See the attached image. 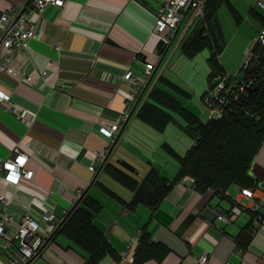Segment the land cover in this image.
Returning <instances> with one entry per match:
<instances>
[{
  "label": "crops",
  "instance_id": "0c3cea01",
  "mask_svg": "<svg viewBox=\"0 0 264 264\" xmlns=\"http://www.w3.org/2000/svg\"><path fill=\"white\" fill-rule=\"evenodd\" d=\"M167 1L67 0L63 8L50 5L45 9L40 36L30 42L32 52L18 57L16 66L30 72L48 67L46 84L29 86L17 78L2 76L4 89L13 101L36 114L33 125L27 127L0 106V157L7 158L20 147L29 156L27 167L34 171V177L21 180L18 186H7L0 179V194L14 199L10 211L17 220L28 207L34 217L49 207L62 220L79 194L90 187L91 195L103 204V209L95 213V223L106 232L116 251V257L107 255L98 264L122 262L137 230L140 243L127 256L132 264H199L202 254L208 255L207 264H260L264 249L254 242L253 226L257 214L264 213V143L248 171L254 185H233L223 190L228 195L214 188L202 192L195 182L180 181L170 187L152 212L145 206L129 209L93 184L101 172L98 154L109 143L99 128L116 122L125 108L126 94L135 92L123 76L128 70L142 74L146 62L158 65L166 59L165 48L150 35ZM259 1L216 0L220 6L212 27L225 42L224 51L228 41L219 13L223 5H228L238 25L229 47L231 55L237 54V66L264 26V9ZM22 2L0 0V11ZM234 4L253 5L246 13V6ZM184 26L175 33L166 54ZM184 29L171 58L177 49L180 51ZM163 68L159 66L155 76ZM149 92L138 97L146 99ZM189 139L177 145L181 154L195 143ZM92 164L98 167V173L90 170ZM166 169L174 177L178 165L168 164ZM102 180L126 201L132 199V193L117 183ZM242 188L252 190L254 198L240 195L239 203L245 208L231 219L233 198ZM5 243L6 238L0 236V260L8 263L13 254L3 250ZM87 257L67 235L59 233L34 264H86Z\"/></svg>",
  "mask_w": 264,
  "mask_h": 264
},
{
  "label": "trees",
  "instance_id": "16d2710c",
  "mask_svg": "<svg viewBox=\"0 0 264 264\" xmlns=\"http://www.w3.org/2000/svg\"><path fill=\"white\" fill-rule=\"evenodd\" d=\"M219 6L216 0H208L204 18L188 29L179 45L181 58L190 61L206 50L210 52L206 59L211 67L207 77L209 90L213 88L215 78L224 75L221 55L225 42L212 27ZM256 51L259 60L250 72L245 73L244 79L256 78L258 88L251 89L244 99L230 101L224 117L209 120L207 124L185 106V101L191 100L193 95L184 85L187 82L180 83L167 74L168 70L177 71L176 64L168 62L153 77L146 92L155 83L147 98H141L123 135L100 166L101 172L93 184L129 209L145 206L152 212L159 207L170 187L186 176L194 178L196 188L202 192L209 188L220 191L233 185H254L248 171L264 143V48ZM184 135L195 143L181 154L177 145L183 143ZM117 159L131 163L138 174L123 168ZM168 164L178 165L174 177L166 169ZM102 178L131 192L132 199L126 201ZM102 209V202L91 195L90 187L87 188L54 234L56 238L59 233H64L75 242L87 254L86 264H98L107 255L116 257L106 232L95 223V213Z\"/></svg>",
  "mask_w": 264,
  "mask_h": 264
},
{
  "label": "built area",
  "instance_id": "2783aa9c",
  "mask_svg": "<svg viewBox=\"0 0 264 264\" xmlns=\"http://www.w3.org/2000/svg\"><path fill=\"white\" fill-rule=\"evenodd\" d=\"M207 1L168 0L157 16L156 24L151 31V39L164 47L170 46L176 31L183 24L186 26L181 37L196 21L204 18ZM66 3L67 0H23L18 7L10 6L0 11V106L20 119L29 128L33 125L36 114L13 101L11 94L4 89L6 86L2 76L17 78L20 83L29 86L42 87L46 84L49 75L48 67L30 72L26 68L17 67L16 62L22 54L32 52L30 42L40 36L45 9L50 5L63 8ZM259 6L264 9V0L259 1ZM257 48H264V26L259 30L252 46L247 48L244 53L241 80L232 83L230 77L218 75L215 78L217 82L213 84V88L204 94L202 100L208 109L209 120L223 118L226 106L230 101L244 99L251 89L256 85L259 86L256 78H251L249 81L244 79L245 73L250 72L253 65L259 60ZM144 66L142 74L132 70L125 73L123 80L134 86L135 92L126 94L125 108L121 111L117 121L112 124H102L99 128V132L109 140L106 149L98 154L100 166L111 153L117 135L131 116L133 106L139 98L138 95L142 93V88L147 86L157 68V65L151 62H146ZM262 72L264 73V67ZM28 159L29 156L18 146L7 158L0 157V179L5 181L7 186H18L24 179L32 180L34 171L27 167ZM90 170L95 174L99 171L94 164L90 166ZM187 180L195 182V179L190 176L184 177L181 182ZM221 191L228 195L227 191ZM253 194L254 192L250 189L242 188L238 191V194L233 198L234 206L231 219L237 218L245 208L239 203V196L254 198ZM81 195L82 193L79 194V198ZM13 201L14 199L10 195L0 194V236L6 238L3 250L13 254V258L8 263L0 260V264H34L42 256L45 249L54 244V234L64 219H57L49 207L45 211L39 212L38 217H34L30 215L31 208L28 207L25 214L17 220L10 211ZM253 210L256 211L257 206ZM253 235L254 242L264 249V213L257 214L253 226ZM139 236L140 230L132 234V243L127 246V250L123 254L124 260L119 264H132L127 256L140 243ZM208 261L207 254H202L199 257V264H207ZM260 264H264V261Z\"/></svg>",
  "mask_w": 264,
  "mask_h": 264
},
{
  "label": "rangeland",
  "instance_id": "374dc122",
  "mask_svg": "<svg viewBox=\"0 0 264 264\" xmlns=\"http://www.w3.org/2000/svg\"><path fill=\"white\" fill-rule=\"evenodd\" d=\"M237 7H247L246 13L249 12L250 8L253 4H234ZM260 7V6H259ZM220 18L223 23L225 34L227 37V51H224L222 53L221 57V63L223 64L225 62L227 68L224 70V75H226L228 78L230 77L231 82L235 83L237 81H240L242 78V72L241 68L244 62V51L243 53V59L240 64V66H237L236 61L238 60L237 54L231 55V50L229 49L231 45V40L234 37L236 31H237V23L236 19L232 15V13L229 10L228 5H223L220 10ZM249 24V23H247ZM252 25V24H250ZM186 26V24H185ZM184 26V27H185ZM184 29V28H183ZM182 29V31H183ZM182 31L179 33V36L177 37V40L172 46V49L168 51V54L166 56V59L164 63L161 66V69L164 67L166 62L169 60V62H172L176 64L175 69L179 72H171V70L167 71V74H169L173 79L176 81L183 83L187 82V84H184L187 90L192 93V99L189 101H185V106L192 110L195 114H197L200 117V120L202 123L207 124L209 122V116H208V109L206 105L204 104L202 100V96L204 95V92L209 90L207 77L211 73V67L207 62V57L210 55L209 51H204L203 53L196 56L193 60H187L184 58H181V52L177 49L175 55L171 58V53L176 46V43L178 42V39L182 33ZM257 37V36H256ZM256 39V38H255ZM253 42L249 45V47L252 46ZM248 47V48H249ZM236 52V51H235ZM170 58V59H169ZM232 60L235 62V65L232 63ZM228 62V63H227ZM229 64H231L233 67H231ZM224 65V64H223ZM172 71H175L172 69ZM177 75V76H176ZM217 81L214 80L213 84H215ZM183 142H186V140L191 141L189 138L184 137Z\"/></svg>",
  "mask_w": 264,
  "mask_h": 264
},
{
  "label": "water",
  "instance_id": "95a60500",
  "mask_svg": "<svg viewBox=\"0 0 264 264\" xmlns=\"http://www.w3.org/2000/svg\"><path fill=\"white\" fill-rule=\"evenodd\" d=\"M178 31H179V29L176 31V34L178 33ZM165 55H166V50H165V52H164L163 57H164ZM163 57H162V58H163ZM160 64H161V61H160L159 64L157 65V68H156V70H155V72H154V74H153V77H154V75L156 74V71H157V69L159 68ZM153 77L149 80L147 86H146V87L144 88V90L142 91V94L146 91V89L148 88V86H149L150 83L152 82ZM257 88H258V85H256V86L252 89V91H255ZM140 98H141V96H140V97L137 99V101L135 102V104H134V106H133V109H132V112H131V116H132L133 112L136 110V108L138 107V105H139V103H140V100H141ZM131 116H130V118H131ZM130 118L124 123V125H123V127H122L120 133L117 135V138L115 139V142H114V144H113L112 149L115 147L116 143L118 142V140L120 139V137L123 135L124 130L126 129V127L128 126V124H129V122H130ZM117 163H119L123 168H125L126 170H128V171H130V172H136V168H135V166H133L131 163H129V162L126 161V160L117 159ZM136 173L138 174V172H136Z\"/></svg>",
  "mask_w": 264,
  "mask_h": 264
}]
</instances>
